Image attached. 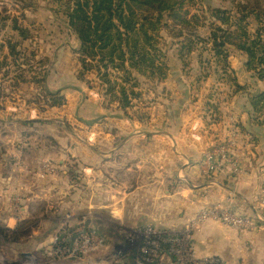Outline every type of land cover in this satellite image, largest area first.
Returning <instances> with one entry per match:
<instances>
[{"label": "crops", "instance_id": "1", "mask_svg": "<svg viewBox=\"0 0 264 264\" xmlns=\"http://www.w3.org/2000/svg\"><path fill=\"white\" fill-rule=\"evenodd\" d=\"M41 12L45 19L53 18L50 8ZM29 15L31 22L40 17L35 12ZM62 28L70 34L71 43L64 40L58 48L67 56L57 55L50 62L45 85L50 93L70 90L63 96L61 111L66 116L71 112V129L73 135L78 130V144L87 128L89 159L102 157L103 167H113L112 163L118 162L122 171L118 172V184L112 181L116 172L111 170L102 185L98 177L105 171L88 172L91 190L86 201L76 202V211L83 207L103 209L108 218L131 230L152 226L167 234L158 236L159 240L172 234L181 235L197 212L210 204L232 203L234 208L262 218L259 202L264 194V125L254 122L248 95L264 91V82L245 69L246 60L241 52L235 51L238 56L231 58L230 63L238 83L247 85L248 90L221 97V120L213 124L208 122L205 107L212 80L204 82L198 91L191 89L190 72L183 71L174 55V46L168 49L171 70L167 79L152 85L151 90L144 89L148 85L142 80L147 105L109 107L103 104L104 91H98L100 81L96 73L93 78L86 76L88 83L75 77V68L68 64L70 60L74 62L78 40L65 25ZM65 63L67 74L63 71ZM192 67L194 73L198 68L195 61ZM233 132L238 134L233 154L241 174L236 178L228 167L220 173L203 174V154L215 143L228 141ZM97 145H103L104 150ZM123 176L132 180L125 181ZM191 244L197 260L214 258L222 264H264V228L239 233L228 224L208 218L196 225ZM170 247L171 243L164 241L161 250L169 254ZM130 256L133 261L136 259L135 254ZM159 261L169 264L162 258Z\"/></svg>", "mask_w": 264, "mask_h": 264}, {"label": "rangeland", "instance_id": "2", "mask_svg": "<svg viewBox=\"0 0 264 264\" xmlns=\"http://www.w3.org/2000/svg\"><path fill=\"white\" fill-rule=\"evenodd\" d=\"M50 1L0 0V10L9 18H17L19 24L24 23L23 26L29 27L27 32L33 37L32 40L17 37L19 50L26 52V58L20 61L33 65L35 72H41L37 70L40 63L45 74L44 85L50 62L57 55L62 58L67 56L58 48L64 40L71 43L70 34L62 28L64 24L61 18L52 12L53 18L45 19L41 15L42 10L53 6L52 1L50 6ZM260 3L264 9V0H260ZM208 7L228 9L232 4L220 0H186L184 10L197 16L191 20L190 29L208 35L207 28L210 23H214L210 19ZM30 12L40 16L37 17L38 21L31 22L28 19L31 17ZM168 24L172 27L171 32L176 33L171 21ZM10 26L8 21L0 34V43L11 35L15 36ZM167 32L171 35L168 30L164 32L168 41L164 40L165 49L170 47L171 40ZM34 37L38 39L34 41ZM237 56L238 53L233 51L231 58ZM73 59L74 62L70 60L68 65L76 70L78 64L75 56ZM5 62L0 54V264H135L130 259L131 254H135L140 262L145 258L142 264H160V258L169 264L204 263L192 254L180 256L169 252V255L161 250L162 244L153 256L139 255L147 228L154 229L159 236L167 234L152 226L136 230L120 226L108 218L103 209H74L78 200L86 201L91 190L88 172L105 171L98 177V183L104 184V180H108L106 174L113 170L116 174L112 181L118 184V172H122L119 163H112L113 167H103L102 157L89 159L85 135L87 128H84L85 134H81L77 143L78 130L73 135L71 112L67 117L61 111L63 96L70 90L48 95L40 88V82H23L21 79L17 82L14 78L15 66ZM24 66L27 68V65ZM65 68L67 63L63 71ZM93 73L96 72L89 71L87 75L93 78ZM23 76L27 79L33 74L23 72ZM147 85L144 89L151 90L155 84L147 82ZM93 87L98 90V86ZM100 90L104 91L101 83ZM103 104L106 105V101ZM97 147L104 150L103 145ZM122 179L130 181L132 177L123 176ZM72 203L74 206H71ZM80 220L87 222L86 226L97 233L101 245L96 251L82 256H61L56 247V239L63 233L61 226H72Z\"/></svg>", "mask_w": 264, "mask_h": 264}, {"label": "trees", "instance_id": "3", "mask_svg": "<svg viewBox=\"0 0 264 264\" xmlns=\"http://www.w3.org/2000/svg\"><path fill=\"white\" fill-rule=\"evenodd\" d=\"M51 1L52 14L61 18L78 40V49L74 51L78 64L75 77L86 83L87 72L95 71L105 91L106 106L148 104L144 102L142 80L162 83L171 70L169 47L164 48V40L168 43L164 37L167 30L171 33L167 32L174 55L183 71L190 72L188 86L198 91L204 82L212 80L205 104L209 123L221 120V97L248 90L247 85L238 83L236 72L231 68L233 51L241 52L246 60L245 69L264 82V9L260 0H220L230 2L232 7H208L210 19L214 21L207 28L208 35L190 29L191 20L197 16L184 10L186 0ZM8 21L15 36L0 43L1 59L15 66L17 82L20 79L40 82V88L51 95L43 84L45 74L41 64L37 68L41 72H35L33 65L20 61L26 58V52L19 50L17 37L30 40L33 37L17 18H9L0 10V34ZM168 21L176 33L171 32ZM194 61L198 68L192 73ZM23 72H31L33 76L26 79ZM248 101L254 122L264 125V91L250 93Z\"/></svg>", "mask_w": 264, "mask_h": 264}, {"label": "built area", "instance_id": "4", "mask_svg": "<svg viewBox=\"0 0 264 264\" xmlns=\"http://www.w3.org/2000/svg\"><path fill=\"white\" fill-rule=\"evenodd\" d=\"M238 141V134L233 132L228 141H219L209 147L203 154L202 165L205 167L203 174L220 173L225 168H230L236 178L241 174L239 164L235 160L233 147ZM259 211L262 218L248 214L238 208H234L232 203H216L198 211L195 218L190 222L189 227L181 235H170L168 238L158 239L160 235L152 228H147L143 234V243L139 249V255L153 256L159 251L160 245L164 241L170 242V252L180 256L193 255L192 234L196 225L203 223L208 218H215L229 226L235 228L239 233L255 232L264 228V194L259 202ZM73 216V214H71ZM87 222L80 220L72 226L63 224L59 238L56 239L57 252L61 256L74 258L75 255H84L87 252H93L101 245V239L97 233L87 226ZM163 251V250H162ZM157 254V253H156ZM135 264H142L145 258L137 260ZM204 263L194 264H222L218 260L211 258L209 260L201 259Z\"/></svg>", "mask_w": 264, "mask_h": 264}]
</instances>
